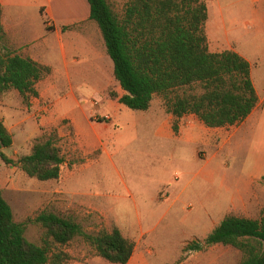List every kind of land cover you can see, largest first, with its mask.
<instances>
[{
	"label": "rangeland",
	"instance_id": "rangeland-1",
	"mask_svg": "<svg viewBox=\"0 0 264 264\" xmlns=\"http://www.w3.org/2000/svg\"><path fill=\"white\" fill-rule=\"evenodd\" d=\"M108 1L119 14L128 2ZM231 2L222 0L227 15ZM216 4V0H208L210 50L215 49ZM101 41L102 70L86 64L69 72L53 71L37 84V97L24 101L16 90L0 97V118L14 138L13 146L5 149L10 158L17 161L31 152L38 139L51 136L65 158L60 178L50 181L29 177L17 163L0 160V188L12 204L16 220L28 221L27 237L39 244L43 229L29 219L44 210L73 218L86 233L118 226L135 242L127 264H183L189 256V264H240L242 253L231 246L183 251L188 242L204 239L216 226L203 217L207 210L227 204L224 194L213 190L219 176L217 180L203 178L200 172L214 161L217 147L179 142L175 130L173 139L157 135L156 124L170 115L159 95L147 111L121 104L124 91L114 76L104 39ZM5 42L6 38L3 45ZM230 170L227 183L234 184L237 167ZM253 195L255 202L223 211L218 219L231 212L260 218L264 214V179ZM62 249L70 257L65 264H114L96 255L83 237Z\"/></svg>",
	"mask_w": 264,
	"mask_h": 264
},
{
	"label": "trees",
	"instance_id": "trees-1",
	"mask_svg": "<svg viewBox=\"0 0 264 264\" xmlns=\"http://www.w3.org/2000/svg\"><path fill=\"white\" fill-rule=\"evenodd\" d=\"M88 1L90 19L101 29L114 76L124 91L121 104L147 111L154 97L161 96L166 111L174 116L176 132L187 114L217 128L244 120L257 106L251 63L234 50H210L208 0H128L121 14L108 0ZM4 38L0 25V97L10 90L18 91L24 101L39 96L37 84L52 73V67L7 49ZM13 144L12 133L0 119V160L17 163L39 181L60 178L65 158L54 136L38 139L17 161L5 152ZM29 221L42 227V243L27 237L28 221L16 220L0 188V264H65L70 257L62 248L77 237L114 264H127L135 252V242L118 226L86 233L73 218L46 210ZM216 244L239 250L240 264H264V214L252 218L231 212L183 251H202Z\"/></svg>",
	"mask_w": 264,
	"mask_h": 264
},
{
	"label": "crops",
	"instance_id": "crops-1",
	"mask_svg": "<svg viewBox=\"0 0 264 264\" xmlns=\"http://www.w3.org/2000/svg\"><path fill=\"white\" fill-rule=\"evenodd\" d=\"M216 1L214 12L218 20L212 26L215 49L211 51L234 50L251 63L259 101L247 118L234 125L211 128L194 114L180 119L175 136L179 142L217 147L214 161L200 169L203 178L214 176L217 180L219 176L213 190L224 194L227 200L225 206L208 209L203 215L206 222L215 225L227 215L218 219L221 212L251 200L255 202V188L261 186L264 178V0H231L228 15L227 5L222 0ZM0 8L7 49L49 65L54 72H69L86 64L102 70L99 59L103 55L101 39L104 38L99 26L90 19L88 0H0ZM242 16L246 18L244 21L239 19ZM77 23L80 26L74 27ZM173 120L170 114L167 121L157 123L156 134L173 139ZM207 132L218 136L213 138ZM234 165L235 183L228 184V172ZM190 259L191 256L183 264H189Z\"/></svg>",
	"mask_w": 264,
	"mask_h": 264
}]
</instances>
